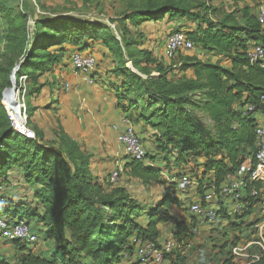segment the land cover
<instances>
[{
    "label": "trees",
    "instance_id": "trees-1",
    "mask_svg": "<svg viewBox=\"0 0 264 264\" xmlns=\"http://www.w3.org/2000/svg\"><path fill=\"white\" fill-rule=\"evenodd\" d=\"M24 1L0 0V217L11 223L26 221L39 240L10 242L13 258L0 253V264H121L125 255H134V238L158 245L163 236L160 225L172 226L178 245L165 253L162 264H190L185 248L201 228L189 213L191 200L182 197L176 177L181 179L188 168L192 170L191 161L199 159L198 181L210 179L219 186L236 174L254 148L258 116L264 118V67L252 65L247 56L248 47L261 40L256 15L248 7L226 13L198 0H119L124 7L123 26L128 23L139 29L176 19L202 20L204 27L175 28L169 34L184 32L194 44L191 51L199 50L206 59L179 52L174 57H179V66H173L145 47L146 34L129 37V26L123 27L120 39L99 21L38 16L31 36L32 17L23 9ZM96 45L105 49L106 59H113L114 68L108 73L118 81L113 84L118 108L131 123L142 122L153 130L159 153L147 150L146 162L130 159L121 169L115 168L146 186L168 185L153 206L139 203L118 182L110 183L111 173L102 181L95 177L94 156L65 132L59 120L50 135L32 127L36 137L30 139L14 130L2 104L26 76L30 126L42 92L55 90L56 80L41 82V78L65 66L66 56L71 59L76 52L97 58ZM98 62L97 58L95 72ZM56 101L46 108L52 109ZM170 169L176 177L166 181ZM15 170L27 184V192L15 193L16 188L12 194L5 192L12 186L9 179ZM218 202L223 222L210 227V232L225 239L231 231L234 238L232 245L229 240L219 246V240L214 247L224 256L220 264H239L232 249L253 234L256 220L251 211L256 199L247 201L249 209L234 216L228 214L226 198ZM173 206L184 208L189 216H175ZM39 241L51 243L54 251L49 257L36 253ZM250 264H264V254Z\"/></svg>",
    "mask_w": 264,
    "mask_h": 264
},
{
    "label": "built area",
    "instance_id": "built-area-1",
    "mask_svg": "<svg viewBox=\"0 0 264 264\" xmlns=\"http://www.w3.org/2000/svg\"><path fill=\"white\" fill-rule=\"evenodd\" d=\"M256 17L260 25L261 40L248 47L247 56L252 65L264 67V0L259 4ZM29 24L31 26L29 30L32 31L33 21L29 20ZM192 49L194 44L184 32L173 31L166 40L163 56L167 60H172L179 52L186 53ZM71 63L75 72L84 76L87 81L93 82L92 74L97 67V58L94 55L76 52L71 57ZM26 82L27 77L22 76L19 85H15L3 97L2 104L14 130L22 136L35 139V133L29 126V112L25 101ZM69 87L70 85L66 84V89ZM11 97L15 102H7ZM262 101L264 103V97ZM116 131L117 141L124 148L126 156L131 160L146 162L147 149L132 123L125 118L122 127L116 126ZM119 178V171L115 169L111 173L110 183L116 184ZM178 189L191 200L189 213L197 218L200 227H216L223 222L218 202L220 197L229 201L228 214L232 216L248 210L247 201L256 199L251 211V213L254 211L253 218L256 220L253 234L232 249V256L237 261L239 259L242 264L258 261L264 254V121H258L254 148L235 175L229 176L219 186L215 185L214 180L204 179L200 183L195 178L185 175L178 181ZM194 231L197 232L196 229ZM0 239L7 242L20 240L30 244L39 240L26 221L17 220L11 223L6 217H0ZM132 242L135 245L134 255H125V258L131 261L140 260L141 264H162L165 253L176 248L175 242L167 239L160 241L158 245L136 238Z\"/></svg>",
    "mask_w": 264,
    "mask_h": 264
},
{
    "label": "rangeland",
    "instance_id": "rangeland-1",
    "mask_svg": "<svg viewBox=\"0 0 264 264\" xmlns=\"http://www.w3.org/2000/svg\"><path fill=\"white\" fill-rule=\"evenodd\" d=\"M23 1V0H22ZM200 2H205L206 4H209L211 6H224V9L227 7V5L229 7H233L234 5H236L235 7H237L236 9L239 11L241 9H243L244 7H248L251 10V13L256 15L259 4L261 2V0H243L242 2L239 3H225V1L218 3L219 5H212L210 0H198ZM233 2V1H232ZM23 5V9L26 12H30V15L32 17L33 23H34V18L35 17H40V16H47V17H72L74 19L77 20H84V21H99L103 24H106L107 26H109L111 28V30L118 36V38L121 39L122 34L121 31L123 29V27H127L129 26V30H130V34L129 37H137L140 33H144L147 35V40L145 43V47L154 51L155 55L157 56V58L164 62V64L166 65H173V66H179V57H176L172 60H167L164 56H163V48L165 47V43L166 40L169 36V33L177 28V29H183V30H196L198 28V26H203V22H201L202 20H187V19H176L174 21H172V23L170 21H166V22H161V23H154V25L152 26H142L139 29L133 28L131 25H129L128 23H125V25L123 26L121 24V21L123 20V11H124V7L123 5L120 3L119 0H40V3L37 2L36 0H25L24 4L21 3ZM20 4V5H21ZM251 4V5H248ZM217 7V8H218ZM221 9V8H219ZM235 9V10H236ZM225 11V10H224ZM210 17V16H209ZM239 17H241V13H239ZM212 17H210L211 19ZM156 24V25H155ZM35 26V23L32 25V31L30 30V34L32 36L33 34V28ZM150 35V38H149ZM95 50L96 52H100L97 49H93V51ZM203 56V54L200 53L199 50L195 49L194 51H190L184 54V56ZM66 60H65V66H59L56 67V69L54 70L53 73L47 74L44 77L41 78V82L44 81L46 78L49 80V82L52 81H58L60 82V84H56L55 85V89L58 88V85L60 88H63L65 85V82H69L71 75H74L75 72L74 70H72L71 74L69 72L64 73L67 71L68 68H72V63H71V59L69 58V55L66 56ZM98 58V68H104V63L106 61L111 60L113 62V59L109 57V60H107L104 56H97ZM204 59H206V57H204ZM109 65V64H108ZM128 65L132 67L131 63L128 62ZM176 72L178 73V70H176ZM58 76L59 79H56ZM190 76V75H189ZM69 78V80H68ZM57 83V82H56ZM64 83V84H61ZM28 86V80L26 82V89ZM59 89V88H58ZM61 90V89H60ZM60 90H55L54 93L57 94L58 92H60ZM57 92V93H56ZM63 92V91H62ZM18 94V92H16ZM53 92H50L49 88H46L43 92L42 95L40 96L39 100L37 101L38 105H39V111L36 113V115H34V117L31 120V128L38 126L41 130H44L46 133H48V135H50V131L52 130V128L56 127V120H59V112L57 113L56 110H52V109H47L46 108V104H48L49 100H51V94H54ZM35 98L32 99V105H36L37 103L34 100ZM22 100V99H20ZM26 101V98H25ZM123 112V110H121ZM124 113V112H123ZM125 114V113H124ZM126 115V114H125ZM201 121L203 123H207L209 124V121L206 119H201ZM151 154V153H150ZM124 161H130L129 157H125L123 158ZM192 164V170H190L188 168V172L186 174V176H190L192 178H196L197 182H198V174L197 172H201L202 170V166L199 163V159L193 160L191 161ZM112 171L109 172H113L114 171V166L110 169ZM172 170L170 169L168 172H165L166 176V181H168L169 179H172V177H176L174 174L171 173ZM169 173V174H168ZM185 176V175H184ZM200 176V175H199ZM108 177V176H107ZM16 181L15 184L12 183L11 188L8 187L7 192L8 194H12L13 188H16L17 190L15 191V193L18 192H27V189L25 186L26 183L23 181H19L17 178L14 179ZM180 179H178V177H176V181H179ZM127 182H135V180H132L127 173H125L124 171H121L120 174V178L118 181V184L124 185ZM137 184H134L135 189H137V187L140 189L138 191V194L141 193H146L148 194V196L150 197V199H152V203L156 200L157 197H160L164 194V192H166V189H168V185L166 186H161V185H157V184H150L148 186L144 185L143 183H141V181H136ZM20 185V186H19ZM170 185V184H169ZM175 186V185H173ZM164 187V188H163ZM10 188V189H9ZM19 189V191H18ZM18 194H16L17 196ZM19 196V195H18ZM182 197L185 199L187 198L186 194H183ZM4 199L2 201L7 200V197H3ZM151 204V203H150ZM172 214H174L175 216L178 217H182V216H189L188 215V211H186L184 208H180L177 206H173L171 209ZM140 221L143 223L145 222V218L140 219ZM36 229L38 228V226H36L37 224L34 223ZM201 231L195 236V238L190 241V243L188 244V246L185 248V252L188 256L189 259V263L190 264H198L199 262H204L206 264H220L223 261L224 256L221 255V251L219 248L214 247L215 242H218L219 240H221V243L219 244L222 245L224 242L226 241H230V244L232 245V240L234 238V233L229 231V234L227 236V238H222V235H217V234H212V232H210V227H204L201 226L200 227ZM225 231H222V233H224ZM39 235L41 236V233H39ZM236 235V234H235ZM213 236V237H210ZM166 240V239H165ZM169 240V239H167ZM171 241L175 242V239H173V237L171 238ZM176 247L177 242H175ZM7 246H11L10 242L6 243ZM4 248V247H3ZM3 248L1 247L2 250H0L1 254L7 256L8 258L12 259L13 255H14V249L11 248V252H9V249H5L3 250ZM35 251L37 254L44 256V257H49L50 254L53 253V249H52V245L51 243H47L44 245V243L42 241H39L36 245H35ZM243 261V260H242ZM239 264H242V262L238 259ZM244 262V261H243ZM128 264H132L127 262ZM127 263H122L121 264H127Z\"/></svg>",
    "mask_w": 264,
    "mask_h": 264
},
{
    "label": "crops",
    "instance_id": "crops-1",
    "mask_svg": "<svg viewBox=\"0 0 264 264\" xmlns=\"http://www.w3.org/2000/svg\"><path fill=\"white\" fill-rule=\"evenodd\" d=\"M223 1L230 4L235 3L233 0H210L212 5H219L218 3ZM235 6L236 5L229 7L227 5L225 9L222 5L217 7L221 8L223 11L225 10L224 12L226 13H230L235 10ZM152 25H154V23H149L147 26ZM94 49L100 51L96 52V56H104L107 54L105 49L101 46L96 45ZM204 57L200 56L201 59L205 60ZM107 60H109L108 57ZM212 60H216V58H212ZM113 68L114 63L111 60L106 61L104 63V68L97 69V71L93 73L95 76L92 74L93 82L87 81L84 76L78 73L71 75L70 80L68 78L69 82H65L63 88H60L58 85L59 89L57 88L55 90L59 91L61 89L60 92H56L57 94L53 92L54 94H51V100L48 102L49 104L51 101L57 100L52 105V110H56L57 113L59 112L58 117L60 125L85 151L94 156L92 171L93 175L100 181L104 180L109 173H111L109 171H112L110 169L113 166L115 169L118 165L123 167L126 163V161L123 160L126 154L124 148L117 141L116 131V126L122 127L126 115L118 108L117 104L116 89L113 87V84L118 83V81L114 80L111 74L108 73L113 70ZM71 69L74 70L73 68H68L64 73L69 72L71 74ZM56 79H59L58 76ZM56 82L55 84H60V82ZM66 84L70 85L69 89H66ZM258 119V121H264V118L260 117V115ZM132 125L143 140L148 152L158 154L159 152L151 137L153 130L142 122H134ZM159 165L162 166V164ZM20 175L18 170L13 171L9 182L15 184V178L24 182ZM131 179L135 180V182H127L119 186L125 188L134 199L139 201V203L153 206L161 199L162 196L157 197L152 203V199H150L148 194H138L140 189L138 187L135 189L134 186V184H137L136 181H138V179ZM27 195L30 196L31 193L29 192ZM145 223L146 222H143L144 225ZM159 228L161 233H163L161 241L164 239L171 240L173 237L172 226L160 225ZM45 244L46 243H44V245ZM3 246H5V249H9V252L12 251V247L5 245V242L0 239V250H2L1 247ZM130 261L131 260L127 258L122 259V263L129 262L134 264V262Z\"/></svg>",
    "mask_w": 264,
    "mask_h": 264
},
{
    "label": "bare ground",
    "instance_id": "bare-ground-1",
    "mask_svg": "<svg viewBox=\"0 0 264 264\" xmlns=\"http://www.w3.org/2000/svg\"><path fill=\"white\" fill-rule=\"evenodd\" d=\"M9 101H10L11 103L15 102V101L13 100L12 97L7 99V102H9Z\"/></svg>",
    "mask_w": 264,
    "mask_h": 264
}]
</instances>
